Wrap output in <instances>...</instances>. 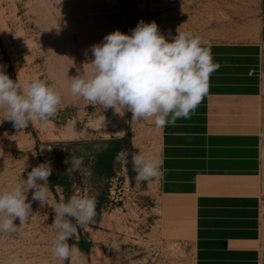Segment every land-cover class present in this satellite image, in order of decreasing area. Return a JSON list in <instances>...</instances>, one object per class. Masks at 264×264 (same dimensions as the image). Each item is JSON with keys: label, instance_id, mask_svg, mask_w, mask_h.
I'll list each match as a JSON object with an SVG mask.
<instances>
[{"label": "rangeland", "instance_id": "1", "mask_svg": "<svg viewBox=\"0 0 264 264\" xmlns=\"http://www.w3.org/2000/svg\"><path fill=\"white\" fill-rule=\"evenodd\" d=\"M141 20L155 21L169 40L179 28L211 43L255 45L264 60V0H0V66L14 81L40 79L62 97L46 126L36 121L17 131L0 110V189L26 179L45 161L53 169L46 204L32 201L30 191L32 213L24 226L0 232V264H10L13 256L22 264H77L52 253L58 231L53 208L73 195L97 201L94 220L77 225L68 241L87 264H194L191 241L160 232V176L135 179L132 154L160 159L154 118L132 120L130 112L105 111L70 91L71 78L91 70L90 46L117 29L130 34ZM258 70L253 66L254 75ZM262 120L264 212V111ZM121 151L129 154L126 164L116 159ZM72 157L83 158L82 171L67 170Z\"/></svg>", "mask_w": 264, "mask_h": 264}, {"label": "crops", "instance_id": "2", "mask_svg": "<svg viewBox=\"0 0 264 264\" xmlns=\"http://www.w3.org/2000/svg\"><path fill=\"white\" fill-rule=\"evenodd\" d=\"M211 44L219 68L208 92L189 118L160 128V232L191 241L194 264H264L263 51Z\"/></svg>", "mask_w": 264, "mask_h": 264}, {"label": "clouds", "instance_id": "3", "mask_svg": "<svg viewBox=\"0 0 264 264\" xmlns=\"http://www.w3.org/2000/svg\"><path fill=\"white\" fill-rule=\"evenodd\" d=\"M211 47L209 40L179 28L175 36L166 39L155 21L141 20L130 34L117 29L90 46L94 57L88 63L91 70L72 77L70 91L74 97L83 98L92 106L98 104L105 111L119 108L120 112H116L121 115L130 112L132 120L154 118L158 128L175 124L179 118H189L208 92L210 76L219 68L213 61ZM61 103V95L44 81H14L0 66V110L5 113L3 121L12 122L17 131L36 121L46 126ZM128 155L121 151L116 159L126 164ZM131 160L137 182L161 175L163 162L158 157L135 153ZM83 164L82 157H72L67 170L82 171ZM52 171L50 162L45 161L33 167L26 179L0 189V232L15 233L24 226L32 213L30 191L32 201L46 204ZM90 175L87 173L86 177ZM96 204L93 197L73 195L53 208L52 226L58 230L52 242L54 258L87 264L83 254L68 241L76 233L77 225L83 227L94 220ZM17 219L19 225L14 223ZM10 264L22 261L13 256ZM41 264L48 261L42 260Z\"/></svg>", "mask_w": 264, "mask_h": 264}]
</instances>
